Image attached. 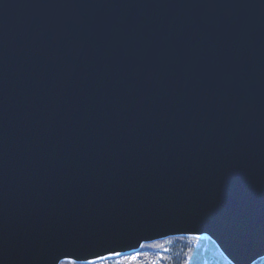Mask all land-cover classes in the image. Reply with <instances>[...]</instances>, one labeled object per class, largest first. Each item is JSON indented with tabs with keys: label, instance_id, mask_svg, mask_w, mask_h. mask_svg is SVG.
<instances>
[{
	"label": "water",
	"instance_id": "95a60500",
	"mask_svg": "<svg viewBox=\"0 0 264 264\" xmlns=\"http://www.w3.org/2000/svg\"><path fill=\"white\" fill-rule=\"evenodd\" d=\"M178 235L264 257V0H0V264Z\"/></svg>",
	"mask_w": 264,
	"mask_h": 264
},
{
	"label": "trees",
	"instance_id": "16d2710c",
	"mask_svg": "<svg viewBox=\"0 0 264 264\" xmlns=\"http://www.w3.org/2000/svg\"><path fill=\"white\" fill-rule=\"evenodd\" d=\"M203 239L189 236H173L154 242L144 243L141 248L131 254L108 257L95 264H206L207 247ZM213 244L211 241H209ZM210 244V245H211ZM213 247V245H211ZM72 264L64 260L59 264ZM75 264H87L76 263ZM210 264H230L223 256L212 260ZM254 264H264V258Z\"/></svg>",
	"mask_w": 264,
	"mask_h": 264
},
{
	"label": "rangeland",
	"instance_id": "374dc122",
	"mask_svg": "<svg viewBox=\"0 0 264 264\" xmlns=\"http://www.w3.org/2000/svg\"><path fill=\"white\" fill-rule=\"evenodd\" d=\"M201 238L203 239L202 243L207 247V255L209 257L206 264H210L212 260H216L218 257L223 256L216 245L209 238H207V236H202ZM209 241H211L213 244H211ZM210 244L213 245V247Z\"/></svg>",
	"mask_w": 264,
	"mask_h": 264
},
{
	"label": "snow or ice",
	"instance_id": "6c2138e0",
	"mask_svg": "<svg viewBox=\"0 0 264 264\" xmlns=\"http://www.w3.org/2000/svg\"><path fill=\"white\" fill-rule=\"evenodd\" d=\"M112 254L119 255V253H112ZM62 264H63V262H62ZM72 264H75V262L73 261ZM87 264H95V261L94 260H89V261H87Z\"/></svg>",
	"mask_w": 264,
	"mask_h": 264
}]
</instances>
